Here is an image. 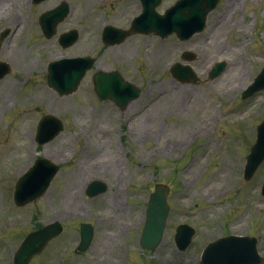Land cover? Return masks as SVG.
Returning <instances> with one entry per match:
<instances>
[{"label":"rangeland","instance_id":"obj_1","mask_svg":"<svg viewBox=\"0 0 264 264\" xmlns=\"http://www.w3.org/2000/svg\"><path fill=\"white\" fill-rule=\"evenodd\" d=\"M70 1L72 14L62 28H79L82 35L72 47L38 35L37 24L36 32L30 26L35 12L27 11L26 17L19 11L17 23H12L14 9L6 17L12 45L2 46L0 59L12 70L0 80V105L6 100L4 111H9L3 119L0 109V144L11 150L0 160V264H13L14 250L26 234L56 213L68 229L31 264H199L204 246L227 232L256 235L264 254V164L251 180L243 177L245 155L264 118V92L249 100L240 97L264 65V0H221L205 30L184 42L135 34L112 46L103 45L100 22L125 25L139 0ZM174 1L163 0L160 8ZM106 4L115 11L107 15ZM25 19L29 26L22 35ZM184 51L198 55L191 65L200 75L221 58L228 67L213 80L180 82L170 67ZM89 52L97 64L77 92L59 96L44 85L47 77L39 74L46 57ZM101 68L120 70L143 87V95L123 112L100 101L91 76ZM46 113L61 117L65 130L39 146L36 126ZM40 153L52 154L64 168L43 198L18 207L16 179ZM95 178L105 179L110 188L87 198L85 184ZM157 182L171 186V210L161 245L145 252L139 239ZM65 209L71 213L63 215ZM81 221L95 225L85 252L77 251ZM180 223L197 230L184 251L174 240Z\"/></svg>","mask_w":264,"mask_h":264},{"label":"water","instance_id":"obj_2","mask_svg":"<svg viewBox=\"0 0 264 264\" xmlns=\"http://www.w3.org/2000/svg\"><path fill=\"white\" fill-rule=\"evenodd\" d=\"M217 1L218 0H180L174 7L167 11L166 16H160L158 14H155L153 10L155 4H157L158 1L156 0L154 3H152L151 1L147 0L145 1V11L137 20L138 28L146 32L155 30L161 35H166L172 31H176L178 32L179 36L187 38L191 36L195 31L203 28L207 13L216 5ZM185 26H188V29L184 30ZM84 70L85 69L82 68L79 71L74 72L71 77H68L70 75L59 77V82L58 80L54 79V77H50V82L54 83L58 88H60L59 86L62 85V82L65 84V86H67L68 91H73L76 88L79 79L83 75ZM106 90H108V87H106ZM56 124L58 125V127L56 128L57 132L62 129V125L59 122H57ZM261 126L262 127L260 128L259 142L253 148V153L249 157L250 163L247 167L248 174H251L253 172L255 166L264 156V122ZM53 173L54 170H52L47 176L43 177L42 181H39V184L36 186L37 190L33 194L27 195L21 193L20 197L22 198V200L18 202L24 203L31 198L33 199L41 195L48 187ZM18 192L19 188L17 194ZM166 197L167 187L164 185H158L156 187V192L152 194L151 201L148 207V222L144 229L142 243L143 245L146 244L151 249H154L157 246L162 237L163 227L168 212ZM58 230V228H47L42 232L32 234L24 244V253L19 259L21 261V264H28V261L32 257V255L39 252L45 244L44 242L48 238L56 234ZM91 237L92 228L88 227V231L83 232L81 244L82 249L87 248L90 243ZM229 241H220L215 245L224 246L228 244ZM184 244L182 246H184ZM251 244L252 247L251 250H249V254L254 253L253 242H251ZM212 248L213 247H210L208 251L211 252ZM217 254H223V256L227 258H229L230 256L240 258L244 256L245 250L243 249V247L238 248V251L234 252H228L227 249H225L220 253H213L210 256L211 258H213V261H217L213 264H226L216 258ZM206 261H208L207 258ZM236 263V261L231 262V264Z\"/></svg>","mask_w":264,"mask_h":264},{"label":"bare ground","instance_id":"obj_3","mask_svg":"<svg viewBox=\"0 0 264 264\" xmlns=\"http://www.w3.org/2000/svg\"><path fill=\"white\" fill-rule=\"evenodd\" d=\"M6 149H7V150H11L10 145H9V146L7 145L3 150L5 151Z\"/></svg>","mask_w":264,"mask_h":264}]
</instances>
